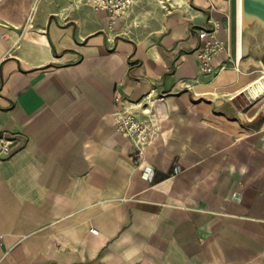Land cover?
<instances>
[{"label":"crops","instance_id":"0c3cea01","mask_svg":"<svg viewBox=\"0 0 264 264\" xmlns=\"http://www.w3.org/2000/svg\"><path fill=\"white\" fill-rule=\"evenodd\" d=\"M125 108L155 129L140 156ZM7 133L27 141L0 159V264H264V42L243 51L234 0H137L115 25L0 0Z\"/></svg>","mask_w":264,"mask_h":264},{"label":"built area","instance_id":"2783aa9c","mask_svg":"<svg viewBox=\"0 0 264 264\" xmlns=\"http://www.w3.org/2000/svg\"><path fill=\"white\" fill-rule=\"evenodd\" d=\"M86 2L96 10H105L109 13L111 25H115L120 17L137 0H78ZM165 4L170 0H156ZM200 37L205 43L200 48V57L202 59V69L206 72L213 71L212 58L226 49V44L217 37L216 29H205L200 31ZM120 98L116 97L115 102L119 103ZM117 125V131L122 136L132 140L137 149V155L140 156L144 150L152 143L154 138V126L152 122L140 120L129 108L121 109L113 114ZM9 141L0 142V148L3 151H9L12 147ZM179 171V168L176 169ZM153 170H149L148 176H152Z\"/></svg>","mask_w":264,"mask_h":264},{"label":"water","instance_id":"95a60500","mask_svg":"<svg viewBox=\"0 0 264 264\" xmlns=\"http://www.w3.org/2000/svg\"><path fill=\"white\" fill-rule=\"evenodd\" d=\"M241 31L243 51L246 52L252 40L258 38L264 42V0H242ZM11 141H18L9 151L0 148V159L8 160L21 150L27 138L19 134H6Z\"/></svg>","mask_w":264,"mask_h":264},{"label":"bare ground","instance_id":"6f19581e","mask_svg":"<svg viewBox=\"0 0 264 264\" xmlns=\"http://www.w3.org/2000/svg\"><path fill=\"white\" fill-rule=\"evenodd\" d=\"M242 0L238 1V17H239V24H241V16H242Z\"/></svg>","mask_w":264,"mask_h":264},{"label":"rangeland","instance_id":"374dc122","mask_svg":"<svg viewBox=\"0 0 264 264\" xmlns=\"http://www.w3.org/2000/svg\"><path fill=\"white\" fill-rule=\"evenodd\" d=\"M238 1L239 0H234V4H235V20H238V12H237V6H238Z\"/></svg>","mask_w":264,"mask_h":264}]
</instances>
